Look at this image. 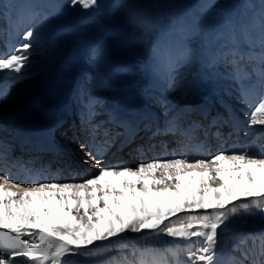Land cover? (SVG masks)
<instances>
[{
	"label": "snow or ice",
	"instance_id": "snow-or-ice-1",
	"mask_svg": "<svg viewBox=\"0 0 264 264\" xmlns=\"http://www.w3.org/2000/svg\"><path fill=\"white\" fill-rule=\"evenodd\" d=\"M71 5L93 12L85 19L94 23L100 32L91 46L93 58L99 65L109 63L114 45L130 43L115 17L111 24L100 23V18L95 15V10L101 7L100 0H71ZM123 7L129 10L130 19L137 17V26L141 30L163 33L159 20L139 18L133 5ZM55 15L59 12L45 13L41 23ZM168 20V36L178 35L180 39L175 47L158 45L154 54L169 73L170 90L211 87L226 76L240 85L237 89L240 102L250 109L245 113L248 125L264 127V0L249 24L237 29L229 22L227 32L216 30L210 43L218 44V47L207 57L201 54L203 38L199 34L211 32L214 28L211 22L196 19L190 24L178 21L175 16H169ZM36 36L37 33L28 28L20 37L22 43L7 52H0V73L21 74L29 66L34 49L32 41ZM256 49L259 51L255 52ZM201 62L211 69L206 80L188 79L176 71ZM217 65L227 66V73L217 71ZM71 66L70 62L69 69ZM174 71L179 80L171 75ZM6 99V93L0 92V102ZM128 102L121 99L113 105L110 117L113 124L128 133L125 140L137 126L134 118L124 117L121 111L120 104ZM187 107L178 115H186ZM226 111L227 118L217 113L212 124L234 127L238 118L227 108ZM192 127L194 125H190ZM176 130L175 122L169 121L163 128L157 126L153 135ZM50 134L51 127L47 130V135ZM119 135L100 125L87 130L88 138L80 147L87 150L85 162L98 168V173L78 182L36 180L27 186L16 182L11 171L14 167H22L23 162L19 158H10L0 143V231L20 238L19 243L26 246L0 252V264H17L21 257L35 264L43 261L69 264L65 257L92 255L93 250L102 252L103 242L123 237L127 232H160L183 241L200 238V246L185 245L184 264H220L229 216L239 209L242 219L244 214H251L264 220V147L258 150L249 146L231 152L219 150L208 158L194 160L186 156L158 158L142 162L135 168L101 167L106 152L117 144ZM119 142L123 144L124 140ZM52 147L47 139L33 144L36 152L52 150ZM190 213L198 214L194 217L198 223L170 226L172 218ZM33 235L37 236L38 242L24 238ZM233 238H238L240 245H245L249 239L254 245V248L242 251L240 264H264V235L236 233ZM140 255L141 258L148 257L142 264H161L157 253Z\"/></svg>",
	"mask_w": 264,
	"mask_h": 264
},
{
	"label": "rangeland",
	"instance_id": "rangeland-1",
	"mask_svg": "<svg viewBox=\"0 0 264 264\" xmlns=\"http://www.w3.org/2000/svg\"><path fill=\"white\" fill-rule=\"evenodd\" d=\"M23 3L25 4V7L23 8L25 10H27L30 5L42 7L40 8L42 9L41 17L35 19V21H28V23H25V21H23L22 24L21 22L19 28L13 27V30H19L21 34H19L18 37L12 36L14 39L13 41L12 39H7L8 37L5 39V33L3 32L4 28L6 32L7 27L6 33L8 34V25H12L7 20V18L10 14H14L16 16V13L14 12L18 13V10L22 8ZM100 3L101 7L95 10V15L96 17L100 18V23L111 24L115 17L122 32L130 41V43L128 44L114 45L111 49L110 61L104 66L99 65L94 60L91 50V46L94 44L95 39L100 34L96 25L90 20L85 19L86 17L93 15V12L91 10L86 11L80 6H72L71 0H0V41L6 44V46L3 47L2 52L5 49L9 50L14 46H18L20 43H22L23 41L22 39H20V37L22 36L23 32L28 28H31L32 25H35L36 27H43L35 31L37 33V36L32 41L34 44V49L30 54L31 59L29 66L24 69L21 74L11 73L13 75L12 79H16L18 75L22 78L17 81V84L15 86L17 89L15 91H17L18 93L14 91L15 93H13L12 96L8 97L3 102H0V108H2V112H5L6 108L18 110L21 107L25 106L26 102L25 104H23V99H21V101H18V98L20 96H22V98H24L25 96L29 101H31L35 97V91L39 88L44 80V71L47 66L46 63L49 58L53 57L57 58L56 67L62 71L65 69L62 65V61L64 59L71 56L77 57L75 58V61H77L78 66L72 68L66 73L68 75L71 74L70 82L72 83L74 82L75 77L79 76L78 74H80L81 78L82 76L85 77L86 75V77L89 79V81L87 82V86L88 89L90 88L88 93H85L86 95H88L90 92H92L91 94H101L100 92H103V97L107 98V102H117L118 94L114 93L115 90L113 86L118 87L119 84L122 83V81H128L131 82V84L134 86L133 89L140 90L141 99H145V94L147 93H143V91L141 90L145 88L146 83L149 82L153 84L154 82L155 86H159L162 80L160 74L165 73L167 75V72L165 71L163 66V62L157 61L154 54V49L158 45L165 44H171L173 47H175L176 42L180 39L178 35H173L171 37L168 36L169 16H175L178 21L184 20L190 24H194V21L196 19H203L205 21L211 22V24L214 25V28L211 32L199 34L203 38L202 44L200 45L202 49L201 54L203 57H207L218 47V44L210 43L213 36L215 35V31L221 30L227 32L229 22L232 25H235L237 29H239L241 25L249 24L251 22L253 13L259 10L261 0H100ZM126 5H133L136 9V12L138 13L139 18L159 20L163 28V33L157 34L148 32L146 30H141L137 26L139 22L137 17H132L131 19L129 18V10L127 9V7H123ZM57 12H59V15L50 16L44 24L41 23V19L43 18L45 13ZM117 13H119L118 16L116 15ZM237 34L239 35V33ZM7 40L10 41V45L12 46L8 47L9 44L6 42ZM190 46L197 47V45ZM71 50H74V52H77V54L75 55L74 53H69V51ZM254 51L258 52L259 50L256 49ZM59 70L57 72H59ZM216 70L221 73H227L228 68L225 65H217ZM149 71H154V78L151 80L147 79ZM176 71L182 72L184 77L188 79L202 78L203 80H206L211 69H209L204 63L201 62L197 64H191L187 69H177ZM171 75L175 77V71ZM77 79L74 84L76 85L78 83V87H80L81 90L84 89L83 87H85V84H80L79 81L77 82ZM222 82H224L223 86L225 85L224 87H226L227 89L219 86ZM132 85L130 86L132 87ZM212 86L221 88V90L225 94H227V96H224H226L227 100H230V103L232 104V106L231 104L229 106L233 107L238 113H240L241 118H246V116H243V113L245 112H243L242 106L238 105L241 103L240 99L239 97H236V93H234V91H236V89L240 87L239 84H234L225 76L224 79H220L219 81L213 83ZM212 86H206V89L205 87H202L205 90L202 91L200 95L204 96L207 93H210L213 90ZM34 87L37 88L35 89ZM131 87L129 89H131ZM150 88L154 90V87ZM75 89L70 91L71 96L72 93L75 92ZM29 90L30 93H27ZM154 92L155 95L157 94V96H159L158 91L154 90ZM211 93L214 94L215 91H212ZM19 94L20 96L18 97L17 95ZM78 96L79 91H77V97ZM80 96H82L81 92ZM67 97L66 100H70L71 98V102H74L72 97L69 96L68 99ZM217 98L220 97L216 96L215 99ZM185 99L186 98L184 97H179V101L177 103H180ZM162 101L163 99L157 100V102ZM92 102H94V99L92 100ZM86 103L88 106L89 102ZM29 104H27L25 107H28ZM224 105L227 106L228 104L224 103ZM87 109L89 108H85V110ZM139 109H134L135 113ZM131 112H133V110H131ZM239 126L240 125H235L234 127L230 128L236 130V128H239ZM256 129H258V133H256L257 135H261L264 132V127L259 125L251 127L249 125H246L243 128L245 134H250V130H252V132L254 133ZM251 136L254 137L255 134L251 133ZM246 143L245 146L242 147V149L249 147ZM140 163L141 162L137 164ZM241 213L242 210L238 209L237 213L231 214L229 216V219L226 221L228 227L224 229L223 245H226V243H228L229 241L232 242V244L235 243L234 240L240 241L238 238H233L234 234L236 233L245 235L248 234L251 229L253 230L256 227L261 228L264 225L263 221L259 219L258 215L253 216L251 214H244L242 219ZM194 215L196 216L198 214L195 213ZM199 215H203V213H200ZM176 218L177 217H175L174 219ZM174 219L171 220L172 222H170V226L176 227L173 223ZM187 222L189 223L191 222V220H187L183 224H186ZM194 223H198V221L195 220ZM175 224L177 225V222ZM127 233H125L123 237L113 238L110 242H103V247L105 246L106 248L107 245L119 244L121 242L128 246V240L131 238H138L139 240L147 239L149 241H157L164 237L167 239H171V237H168L167 235L160 232H144L143 234H132V232ZM120 238L122 239V241ZM123 240L127 241L125 242ZM179 241L182 244L184 242L183 240ZM193 241H198V243L200 244L202 243L200 238H193ZM116 247L117 246H115V248L108 247L104 249L105 252L102 251L103 255L112 251H116ZM234 247L233 249H237V246ZM102 253H93V255L87 256V258H93Z\"/></svg>",
	"mask_w": 264,
	"mask_h": 264
},
{
	"label": "bare ground",
	"instance_id": "bare-ground-1",
	"mask_svg": "<svg viewBox=\"0 0 264 264\" xmlns=\"http://www.w3.org/2000/svg\"><path fill=\"white\" fill-rule=\"evenodd\" d=\"M26 5H28V4H26ZM24 7H25V4L23 3L22 4V8L20 7L21 9L18 10V13L14 12V13H16V16L14 14H10L8 16V18H7V20L12 24L8 28V36H7L8 38L7 39H9V40L13 39V37H18V35L21 34V32L19 30H16V29L13 30V27L19 28L20 25H21V22H22V24H23V21H25V23H28V21H35V19L41 17L42 9H40V8H42V7L35 6V5H33V6L30 5L27 10L23 9ZM31 28L34 31H37V29H41L43 27H40V26L36 27L35 25H32ZM4 30H5V28H4ZM3 45H5V44H3ZM69 53H74L75 55L77 54V52H74V50L69 51ZM75 58H77V57L76 56H71V57H68V58H66V59H64L62 61V65L65 68L63 71L59 70V68L56 67L57 66V58L56 57L49 58L47 63H46V65H47L46 69L44 71V80L41 83V85L39 86V88L35 91V97L33 99V102H31L29 104V106L26 107L25 109H21L20 111H17L14 114V116L11 118L10 121L13 122L16 119L15 116H20L21 114L26 113L24 111H29V112H31L34 115L35 114H40L41 112L45 113V114H47L49 116L50 115L51 116L59 115V112L64 110L70 104H73V102H71V98H70V100H66V97L68 96L67 99L69 98V96L71 97L70 91H72V90H74L75 88L78 87V83L76 85L74 84L76 82L77 77H75V80L72 83V82H70L71 76L68 75L66 72L70 71L72 68L78 66L77 65V61H75ZM70 62H71L72 66L69 69V63ZM58 70H59V72H57ZM180 73H181L182 76H184L182 74V72H180ZM0 74H2V73H0ZM153 76H154V71H149L147 79L151 80V79L154 78ZM12 77H13V75H9V78H12ZM160 77L162 78V80H161L159 86H157V85L155 86V91H158V93H159L158 95L160 96V98H161V96H164L163 99H165V102L163 103V106H162L161 110L164 109V111H166V112H167V110H171V109H173L174 107H177V106L178 107H186V105L189 106L188 104H190L192 102H196V103L197 102H205V100L212 101V98H215L212 95H214L215 93L221 99L224 98L223 96H221L222 95L221 88L216 87V86L215 87L212 86V88H213L212 91H215V93L213 94V93H211L212 92L211 91L210 92L211 94L209 93V96H207V97H203V96L200 95V93L206 89V86H204L205 89H203L202 87L198 88V89L197 88L185 89V88H181V87H176V89L173 91V90H170L171 80H170L169 74L167 73V75H166L165 73H162V74H160ZM175 78L177 80L180 79V77L176 76V75H175ZM13 83H15V82H13ZM129 84L132 85L131 82H128V81L127 82H123L122 81V83L120 85H123V86H118V87L117 86H113V88L115 90V93L117 91L118 94H121V99H127V101H129L128 103H130V102L131 103H137L141 99V95H140L141 93L138 90H135V91H133V89L130 90L129 88L131 86ZM223 84H224V82L220 83L219 86H221L224 89H227L226 87H224L225 85L223 86ZM124 86H126V87L123 88ZM127 87H128V89H127ZM126 89H127V91H126ZM95 97H96V93H93V94L89 95V97H86V98H85V96L81 97L82 100H83L82 104L79 105V107L81 108V111L82 110L85 111L84 110L85 108H89V105L85 106L86 102H90L91 99H94ZM179 97H184L186 99L184 101L180 102V103H177L179 101L178 100ZM101 99H103V98H101ZM253 99H255V98L253 97ZM94 104H95V109H97V108H100V110H104L105 109L104 105H103V102L101 100H96L94 102ZM126 104L127 103H122V104H120V107L125 112H128ZM202 104H205V103H202ZM108 108H112V107H108ZM148 109H149L148 106L142 107L136 113H143L144 111H146ZM175 110L177 111L178 108H175ZM246 111L249 112L250 109L247 108ZM1 113H2V108H0V115H1ZM128 115H129V113H128ZM95 117H97V116H95ZM166 117H167V114H166ZM239 117H240V114H237V118L238 119H239ZM137 119H139V118H137ZM92 121L93 120H87L86 122H92ZM95 121H97V118L95 119ZM235 125H240V126H239V128H236V130H233L232 128H230V130H231L230 135H232V133H235V131L240 130L241 124L239 122L238 123L236 122ZM0 130H2V128H0ZM62 131H64L68 135L69 138L71 137L72 134H77L75 129L69 128V127L68 128L65 127ZM256 133H258V129H256L255 132L252 133V134H256ZM262 134H264V132ZM256 149L259 150L260 148H256ZM214 154H216V152H214L212 155H214ZM75 155H79V152H75L74 156ZM128 155H129L128 156L129 158L132 157L131 153L128 154ZM212 155H209V154L207 155V154H204L203 152H199V154L195 158H198V157L208 158V157H210ZM84 156L87 157L86 154ZM142 157L144 158L145 156H142ZM85 158L84 159H80L79 162L80 163L81 162H85L87 160ZM177 158H180V157H177ZM195 158H193V159H195ZM76 159H77V156H76ZM154 159H157V158H154ZM146 160H147V158H146ZM126 161H129V160H126ZM103 162H105V161H103ZM142 162H144V160L141 161V163ZM105 165H106V162L104 163L103 166H105ZM138 165L139 164L135 163V164H131L130 166H129V164H127L126 166L135 168ZM103 166H101V167H103ZM91 169L92 168H89L88 170L91 171ZM98 171H99V169L95 168L94 169V173H91L88 176L90 177V176L98 173ZM12 174H13V172H12ZM69 178H72V177L70 176V177L62 178V179H59V181L60 182H78V181L81 180V179H79L77 177H73V179H69ZM81 178H88V177L86 176V177H81ZM41 180L44 181V182H49L52 179L48 178V177H44ZM59 181H57V182H59ZM194 214L195 213H190V214H185V215L180 214L176 219L172 218V219H174L173 223H174V225L176 227L180 226L181 224H183L187 220H191V222L194 223L195 220L192 219V218L195 217ZM262 221L264 223V220H262ZM176 222H177V225L175 224ZM252 232L254 233L253 234L254 236L264 235V225L261 228L256 227L255 229H253V230L251 229L249 231L250 234ZM127 234H130V233H127ZM132 234H135V233H132ZM157 238H158V236H157ZM28 239L38 240L36 235H33L32 237H28ZM249 243L250 244L248 245L247 249L244 248L245 250L254 248L252 240L249 239ZM233 244L231 245L230 252H229L228 247L226 245H223V252H222L221 256L219 257L220 264H240V261L242 260V255H241L242 249H240V247H238V246H237V249H233V246H234ZM124 245H126V244H124ZM166 246H167V249H165ZM224 248L228 249L225 254H224ZM175 249H176V245L175 244L171 245V247L169 245H161L159 247L158 251H155L154 253L159 254V260L161 261V264H182L181 258L184 255L177 256L176 252H175L176 253L175 256L171 255V253L174 252ZM72 259L73 260L71 262H69V264H103L104 263V261H98V262L91 261V260L90 261H86V260H82V259L77 258V257H73ZM147 259H148V257L141 258V255H138L137 257H134L133 254H131L128 257V260H126V262H127V264H129V262H134V264H142V260L146 261ZM17 264H35V262H30L29 263V262H27L25 260V258H19L18 261H17ZM42 264H43V262H42ZM105 264H116V263H114L113 260L112 261L109 260ZM117 264H119V263H117ZM121 264H123V263H121ZM245 264H247V262H245Z\"/></svg>",
	"mask_w": 264,
	"mask_h": 264
}]
</instances>
